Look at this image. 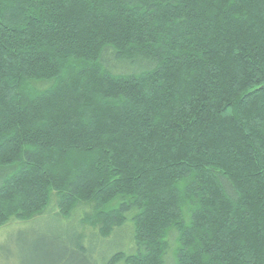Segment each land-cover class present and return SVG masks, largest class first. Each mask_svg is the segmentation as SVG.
Returning <instances> with one entry per match:
<instances>
[{
	"label": "trees",
	"instance_id": "16d2710c",
	"mask_svg": "<svg viewBox=\"0 0 264 264\" xmlns=\"http://www.w3.org/2000/svg\"><path fill=\"white\" fill-rule=\"evenodd\" d=\"M44 219L54 264H264V0H0V229Z\"/></svg>",
	"mask_w": 264,
	"mask_h": 264
},
{
	"label": "rangeland",
	"instance_id": "374dc122",
	"mask_svg": "<svg viewBox=\"0 0 264 264\" xmlns=\"http://www.w3.org/2000/svg\"><path fill=\"white\" fill-rule=\"evenodd\" d=\"M56 226L51 219H44L32 225L12 223L0 229V264H54L62 254L53 246V250H43L41 242H47L42 234H51ZM38 236H40L38 238ZM43 239V240H42ZM115 248L128 253V248L120 238H112L106 245H91L88 259H98L99 255L107 258ZM79 264V261L76 262Z\"/></svg>",
	"mask_w": 264,
	"mask_h": 264
}]
</instances>
